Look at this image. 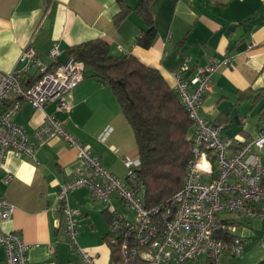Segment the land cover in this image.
<instances>
[{
  "label": "crops",
  "instance_id": "obj_1",
  "mask_svg": "<svg viewBox=\"0 0 264 264\" xmlns=\"http://www.w3.org/2000/svg\"><path fill=\"white\" fill-rule=\"evenodd\" d=\"M146 12L155 37L145 48L137 40L148 26ZM96 39L105 40L112 54L132 55L157 69L173 89L172 72L181 65L189 63L184 73L188 76L219 63L202 115L221 128L222 136L232 137L233 149L264 130V0H0V73L19 67V55L27 46L50 65L49 51L55 44L58 60L64 62L69 49ZM225 58L229 65L221 64ZM36 74L37 66H32L29 77ZM67 97L70 111L58 110L56 102L43 108L23 103L14 120L31 132L47 115L55 116L106 169L126 179L123 158L138 157V146L111 86L87 75ZM78 165L76 149L61 138L50 140L33 159L13 153L6 159L0 198L14 210L3 228L30 245L29 264H81L69 245L57 199L60 185L73 177ZM212 166L215 174L216 162ZM6 172L11 175L8 183L3 181ZM69 200L80 210L78 244L96 254L99 264H109L110 213L133 222L134 210L117 195L104 202L87 188L75 190ZM225 218L235 224L242 249L239 256L226 255L224 264L264 260V217ZM3 257L0 247V260ZM194 262L208 264L207 256Z\"/></svg>",
  "mask_w": 264,
  "mask_h": 264
},
{
  "label": "built area",
  "instance_id": "obj_2",
  "mask_svg": "<svg viewBox=\"0 0 264 264\" xmlns=\"http://www.w3.org/2000/svg\"><path fill=\"white\" fill-rule=\"evenodd\" d=\"M59 54L55 44L49 51L51 64L45 65L35 49L27 46L19 55V67L0 73V173L5 170L10 153L33 159L54 138H61L76 149L79 165L73 177L60 185L57 199L69 245L81 264L99 263L96 254L89 253L77 242L80 210L70 205L69 197L79 188H87L92 197L104 202L117 195L134 210L133 222L119 216L112 222L110 240L115 242L117 234L124 235V252L129 253L130 247V256L138 255L146 264H187L198 261L203 254L208 264H224L226 255L239 256L242 248L238 239L228 241L217 235L234 234L236 226L227 216L264 217V130L233 149L232 137L222 136L221 128L202 115V103L211 90L212 76L219 63L197 68L188 76L184 73L189 70V63L172 72L175 90L194 122V132L183 186L171 199L170 207L161 212L163 223L160 225L156 216L159 211L147 210L126 179L106 169L55 116L47 115L44 123L31 132L14 120L23 103L43 108L47 103L56 102L58 110L70 111L67 95L84 78V64L72 57L61 62ZM221 64L229 65L230 59H223ZM32 66H37L34 78L29 77ZM213 162L217 164L215 174ZM123 163L127 177H131L140 160L125 156ZM10 179V173L6 172L3 181L8 183ZM13 210L9 201L0 198V247L4 251L0 264H29L30 245L18 233L3 228ZM131 237L134 246L129 245Z\"/></svg>",
  "mask_w": 264,
  "mask_h": 264
},
{
  "label": "trees",
  "instance_id": "obj_3",
  "mask_svg": "<svg viewBox=\"0 0 264 264\" xmlns=\"http://www.w3.org/2000/svg\"><path fill=\"white\" fill-rule=\"evenodd\" d=\"M144 19L148 26L137 42L146 48L155 37V27L149 12ZM68 54L84 64V76L97 77L111 86L138 146L140 164L133 176L126 178V183L147 210L159 211L156 216L162 225L161 212L170 207L171 199L184 183L186 165L192 155L194 122L176 90L157 69L143 65L132 55L112 54L105 40L84 42L69 49ZM116 219L110 213V227ZM111 234L110 231L109 264H146L138 255L130 256V247L129 253L124 252V235L117 234L115 242H111ZM217 236L228 241L238 239L234 234ZM132 241L131 237L130 246ZM256 264H264V260Z\"/></svg>",
  "mask_w": 264,
  "mask_h": 264
},
{
  "label": "rangeland",
  "instance_id": "obj_4",
  "mask_svg": "<svg viewBox=\"0 0 264 264\" xmlns=\"http://www.w3.org/2000/svg\"><path fill=\"white\" fill-rule=\"evenodd\" d=\"M188 264H204L203 262H200V263H196L194 261H189Z\"/></svg>",
  "mask_w": 264,
  "mask_h": 264
}]
</instances>
